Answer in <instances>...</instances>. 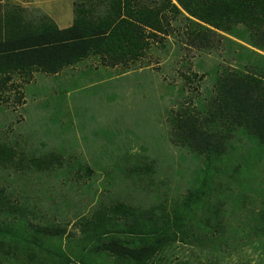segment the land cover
Returning a JSON list of instances; mask_svg holds the SVG:
<instances>
[{"label": "rangeland", "instance_id": "obj_1", "mask_svg": "<svg viewBox=\"0 0 264 264\" xmlns=\"http://www.w3.org/2000/svg\"><path fill=\"white\" fill-rule=\"evenodd\" d=\"M3 3L26 8L38 30L96 24L123 10V0ZM188 23L180 15L170 35L129 66L112 67L91 55L56 74H15L0 89V191L8 202L0 222L12 224L21 241L18 249L13 244L18 257L5 264H61L67 258L112 264L99 250L97 234L136 235L121 225V214L111 220L117 205L149 210L164 204L173 211L197 187L205 158L174 142L172 115L182 104L198 108L208 101L225 69L246 67L264 77V50L251 44L242 24L231 33L219 31L214 47L200 49L189 40ZM211 177L219 187L215 197L226 203L225 229L201 242L176 241L160 263L264 264V232L257 229L264 144L237 134L230 153L213 160ZM32 225L62 233L32 243Z\"/></svg>", "mask_w": 264, "mask_h": 264}, {"label": "trees", "instance_id": "obj_2", "mask_svg": "<svg viewBox=\"0 0 264 264\" xmlns=\"http://www.w3.org/2000/svg\"><path fill=\"white\" fill-rule=\"evenodd\" d=\"M180 15L189 22L191 44L200 49L214 47L219 31L231 33L242 24L250 31L251 44L264 50V0H123V10L112 19L96 24L77 21L65 28L53 24L41 30L26 8L0 0V89L15 74L35 70L56 74L91 55H100L112 67L129 66L170 35L172 22ZM245 69H225L208 101L198 108L182 104L172 115L174 142L203 156L206 171L173 211L164 204L149 210L117 205L111 220L121 214V225L136 235L122 238L108 229L107 239L97 234L99 250L112 264H161L176 241L201 242L210 233L225 229L226 203L217 200L219 187L208 178L212 162L230 153L232 139L239 133L264 144V77ZM3 195L0 191V218L8 212ZM257 218V229L264 232V204ZM5 223L0 222V264L18 257L13 244L21 243L20 233ZM32 226V243L39 236L62 233L54 227ZM67 260L61 264H72Z\"/></svg>", "mask_w": 264, "mask_h": 264}, {"label": "crops", "instance_id": "obj_3", "mask_svg": "<svg viewBox=\"0 0 264 264\" xmlns=\"http://www.w3.org/2000/svg\"><path fill=\"white\" fill-rule=\"evenodd\" d=\"M19 1V0H18ZM22 3H24V1H22ZM72 25V24H71ZM71 25H69V26H71ZM68 27V26H67ZM63 28H65V27H63Z\"/></svg>", "mask_w": 264, "mask_h": 264}]
</instances>
